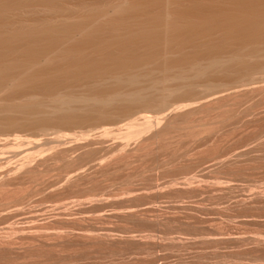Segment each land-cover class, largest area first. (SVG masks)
<instances>
[{
    "label": "bare ground",
    "instance_id": "bare-ground-1",
    "mask_svg": "<svg viewBox=\"0 0 264 264\" xmlns=\"http://www.w3.org/2000/svg\"><path fill=\"white\" fill-rule=\"evenodd\" d=\"M179 94L185 95L183 98H186L187 101L181 99V100L186 101V102H184V103L182 102V103L178 104L179 103V101H178V103L176 102L177 105L174 102L172 104L171 103L172 100H170V98L173 96H176V95L178 96ZM248 95L249 96L251 95L253 97L254 96L256 97L259 95L261 97L259 99V101L261 99H263V101H264V98H263L264 97V0H0V126H1V128L2 127H8L9 128L10 126L11 127H13V126L18 127V126H24L25 125V126L30 127V129H35V130H38V132L40 131V132H43L45 134L46 132H48L47 130H50L51 128H56V126L63 127V125L64 126L67 125L66 128H68V126H74V125H77L80 123L86 124V123H90L93 121H95V123H96V121H99V122L104 121L103 125H105V123L107 125L109 123H111L109 125H112V126L114 125L113 127L112 126H110V127L108 126L107 128L103 127L104 129H102L101 131L99 130L98 132L96 130V132H94L95 134L89 133L90 135H87V132H86L85 135L83 134L84 137L82 136L81 138H78V139H81L80 141H78V139L76 137H75L76 139L73 140V138L68 134L67 135L66 134H63V135H57L56 134L57 136H54V133H53L52 137H50V136L45 137L43 143H41V140L39 141V138L38 139H36V138L26 139L24 137L25 138L24 139L21 136L16 137V135H14V136L13 135L12 136L5 135L2 138L0 137V147L8 146V148H9V146H17V147H19V146H30V148L26 147V149H23V147H21L22 150L21 149L15 150V151L12 150L11 151L12 153L8 151L9 153L12 154L11 157H13V156L18 157V155H19V158L20 157H22V158L19 161L16 159L17 163L14 162L16 165H12V166L8 165L5 169H3V170L0 169L1 170L0 171V200L2 201V199L6 198V196L10 195L12 193L11 191H13V189L16 187V184L20 183L21 180L24 182L27 180L26 178H28L30 181L31 179L34 178L33 176L35 174H37L35 176H39L38 171H40L39 170L40 166L41 167L42 166L45 167L46 165L50 166V164H52V163L54 164L57 160H63V159L67 162V164L70 165L71 163H73L74 161H77V160H75V158H74V161H73L72 158H70V159L67 158V155H65L67 152L74 151V150L77 151L76 149H80L83 147H84L83 149L86 150L85 146H88V148H89L92 145L94 146V144H98V146L99 145L104 146V143L108 141V138L110 137V135H113L115 137V135L119 134V136H120V139H118V140L115 139V141H112L113 143L109 145L110 147L115 146L112 149L119 147V149H118L119 152L117 153V155L115 154L116 156L113 160L112 159H109V160L105 159L106 162H104L105 160L104 161H102L101 159L98 160V158H96L98 156H96V157L94 156L95 158L89 159V162L94 161V160L95 161L98 160V161L97 162L94 161V163H92L91 166H88V167H90V169H89V171L87 169V172L84 171L80 167V165H79V167H77V166L75 167V164H77V163L72 164V165H74L73 166L74 168H72L70 170L65 169L66 172L63 173L64 175L62 174V176H61L62 178H60V180H58V181L56 180L54 183L51 181L52 184H51V182L49 184L52 185V187L58 185L56 188L57 189L56 191H59L58 190L59 188L62 189L65 186L67 187V186L76 184L78 181L79 182H82V180L93 181V178L96 179L99 176L100 177L98 178V180L101 178V176H102V179L104 178V176H105L104 179H106V175H104L105 173L113 171V169H115V167H117L118 165L121 166V164L126 163V161H127V163L129 162V164H130V161H128V159L132 158V156H137L138 158L139 157L144 158L142 153H141L142 155L140 156V152H142L143 150L148 151L149 149L150 150L155 149L156 145H157V148L160 147V145L162 147L164 145L165 146L168 145L167 147L170 148L169 145L172 142L171 141L172 139L169 140L168 137H165V133L168 132V130L171 128L174 130L177 129L176 132L180 131V130L185 131V132L186 131L190 132L187 134L185 133V135H187V137H190L193 134L192 139H194L193 138L194 134L196 136L195 138H197V134H198V137H200L201 143H202L203 139L201 138V136L204 133H207V135H208V133H211V132L216 134L218 131L217 135L218 134L220 135V134H222L221 131L223 132V130H225V127H226V125H223V124H226V123L228 124L230 122L231 124L229 123V125L231 126V125L237 123V121H238L237 117L240 116L241 114H242L241 118L243 117L242 119H244L246 117V114L243 115V110L245 108L247 109V107H249V108L254 109V107L251 106L254 104H251L250 105L251 107L247 106L248 104H246L245 105L246 107H245V106H243L244 104L241 105L242 101L240 103H238L241 99L244 100V96L246 97L245 98L246 101L244 100L246 103L247 99L249 97ZM240 97H241V99H239ZM248 100L250 101V99H248ZM244 101H243V103H244ZM237 103L240 104L239 107H238ZM248 103H250V102H248ZM259 105H261V104H259ZM138 107H140V109H141V107H145V108L147 107L149 110H152L154 114L153 115H150V114L143 115L142 114L140 116L139 115L137 116L136 115L137 113L135 114V112H136V108H138ZM225 108L227 110H224ZM239 108H241V109L244 108V109H242V110L240 109L241 114L239 111L236 114V112H237V110H239ZM234 109L235 110L237 109L235 114L238 116L233 118L231 111L234 112L233 111ZM246 109H245V112L250 111V115H253L251 113V109L249 111ZM144 111H146V110H144ZM152 111H151V114H152ZM262 111H263V109L259 112L261 113ZM137 112H138V109H137ZM259 112H258V114H259ZM253 113H254V111H253ZM129 114L131 115L130 116L131 119L133 118L132 116H134V115H136L137 118H133L132 120L126 121L127 118L130 119ZM196 114L198 116L200 114V116L198 117ZM259 115L257 116V118H259ZM122 117H123V119H125L126 122H124ZM207 117H209V118L211 117L210 120H207V119H209ZM249 117H251V116H249ZM205 118H206V120H205ZM227 118L230 120L233 119V121H228V120L225 121ZM235 118L237 121H234ZM121 119L123 120L122 123H121ZM245 120H247V119H245ZM247 121H249V119ZM233 122H235V123H233ZM244 122L246 123V121H244ZM250 122H252V121H250ZM257 122H258V120H257ZM97 124H98V122H97ZM246 124H244V125H246ZM262 124H263V122H262ZM99 125H100V123H99ZM219 125H220V127H219ZM229 125H227V126L229 127ZM237 125H239V124H237ZM102 126H101V128H102ZM223 126H225V127L222 130L221 128H223ZM236 126H234V127H236ZM105 127H106V125H105ZM218 128H220V129H218ZM236 128H238V127H236ZM99 129H100V127H99ZM261 129H264V128H261ZM214 130H216V131L214 132ZM229 130H227V131H229ZM234 130H235V128H234ZM234 130H233V132H234ZM257 131L258 130H256V132ZM59 132H60V130H59ZM88 132H90V131H88ZM115 132H117V134ZM230 132H232V131H230ZM235 132H237V131H235ZM239 132H241V131H239ZM43 133H42V135H44ZM113 133H115V134H113ZM213 133H211V135ZM46 134L48 135L49 133H46ZM181 134H183V132ZM199 134H202V135L199 136ZM214 134H213V136H214ZM64 135H66V136H64ZM171 135H173V133ZM207 135H206L205 139L211 138V137H209L210 134L208 136ZM217 135H215V137H217ZM248 135H250V134H248ZM166 136H168V133ZM180 136H183V135H179V138H181ZM26 137H28V136H26ZM204 137H205V135H204ZM207 137H209V138H207ZM184 138H186V137H184ZM225 138H226V136H225ZM239 138H241V137H239ZM110 139H111V137H110ZM211 139H215V138L213 137ZM246 139H247V137H246ZM251 139L253 141L254 137H252ZM255 139H254V141L257 140V139L255 140ZM164 140H168V141L166 142ZM189 140L190 139H188V141ZM219 140H222V139H219ZM227 140H225V141H227ZM238 140H241V139H238ZM178 141L173 142V144L179 143ZM186 141H187V139L185 140V142ZM211 141H214V140H210V142ZM257 141H259V140H257ZM190 142H187V143H190ZM194 142H195V140H194ZM218 142H220V141H218ZM195 143H197V141ZM201 143H198V144H200L202 147ZM261 143H260V146H261ZM154 144H155V146H154ZM175 144H174L175 147L172 145V147L170 148L171 154H169V155H172V154L174 155V152H176L180 149V148L177 149V146H180V145L176 144L177 145L176 146ZM191 144H193V143H191ZM225 144H227V143H225ZM241 144H243V142L240 143V145ZM44 145H46L45 149L47 147H50V149H51V148H54V146H55L56 147L55 149H57V150L53 149L54 152L50 151V154H48L49 152L47 150V151H44V152H48L45 154L42 152L45 149H41L40 151L38 150L39 149L38 146H40V147L43 146L42 148H44ZM184 145H186V144H184ZM184 145H183V147H184ZM206 145H207V143H206ZM247 145H249V143ZM256 145H257V143H256ZM57 146H63L64 148L63 147H57ZM69 146H71V147H69ZM130 146H132V147H130ZM152 146H154V147H152ZM214 146H216V145L214 144ZM230 146H231V143H230ZM250 146H252L251 141H250ZM125 147H130V148H127V151L129 150L128 152L125 151L126 150ZM180 147H182V146H180ZM183 147L181 149H184ZM33 148L35 150L37 148L38 151L37 152L36 151L29 152V150L30 149L32 150ZM59 148H62V149L59 150ZM95 148H97V147H95ZM166 148L164 149V150H166L165 152L168 151V149H166ZM261 148L259 147V150ZM83 149H82V151H83ZM204 149H206V148H204ZM251 149H252V147H251ZM257 149L255 148L256 152H257ZM156 150H155V152H156ZM173 150H174V152H173ZM187 150H189V149H187ZM228 150H229V148H228ZM263 150H264V148H263ZM180 151H182V150H180ZM200 151H202V150H200ZM244 151H247V150H244ZM244 151H241V153H243ZM248 151H250V149H248ZM248 151L245 153L249 154ZM252 151H254V150H252ZM138 152H139V154H138ZM92 153H93V151H92ZM94 153H95V151H94ZM153 153H154V151H153ZM168 153H170V152H168ZM187 153H189V152H186V153L184 152L183 154H187ZM210 153L212 154V152H210ZM216 153L218 154L217 151H216ZM216 153H215V155H216ZM221 153H222V151H221ZM221 153H219V155ZM245 153L242 154L243 157H244ZM0 154H1L0 156H2L1 152H0ZM102 154L104 155V153H102ZM105 154H106V152H105ZM110 154H111V152H110ZM177 154L175 153V155H177ZM201 154H199V155H201ZM223 154H225V153H223ZM229 154H231V153H229ZM256 154H258V153H256ZM7 155H8V153H7ZM158 155H160V154L158 153ZM165 155H166V153H165ZM169 155L168 156L166 155L165 157H169ZM226 155H228V154H226ZM258 155H260V154H258ZM9 156H10V154L8 155V157ZM87 156H88V154H87ZM92 156H93V154H92ZM99 156L102 157V155H99ZM112 156H114V155H112ZM162 156H164V155H162ZM177 156H179V155H177ZM220 156H222V155H220ZM245 156H247V155H245ZM4 157L0 158V164H2V162H4L7 159V157H6V159L4 160ZM11 157H9L8 160L12 159ZM212 157L213 156H211V158ZM227 157L230 158L229 159L230 161L233 160V158L231 159L232 156H227ZM250 157H246V158H248L250 161ZM88 158H89V156H88ZM90 158H91V153H90ZM162 158L160 160H162ZM176 158H178V157H176ZM188 158H191V157H188ZM198 158H199V156H198ZM228 158H225V159H228ZM255 158L256 157H254L253 160ZM261 158H262V156H261ZM167 159L168 158H166V160ZM218 159L219 158L217 157V161H219ZM256 159L254 161H256ZM8 160H7V162H8ZM64 160L62 163H65ZM140 160H141V158H140ZM166 160H164V161H166ZM183 160H185V159L183 158ZM220 160L222 161V162L220 161L221 163H223V161L225 162V160L222 158ZM12 161H13V159H12ZM197 161L198 160L196 159V162ZM208 161H209V159H208ZM243 161L245 162V160H243ZM243 161L241 160V162H243ZM89 162L86 161V163H89ZM168 162L171 163V161H168ZM174 162H176V161H174ZM177 162H179V160ZM220 162H218V163H220ZM5 163H3V165ZM8 163H10V161ZM157 163H160V162H157ZM231 163H232V161H231ZM246 163H248V162H246ZM140 164H142V163H140ZM164 164H162V162L160 163L161 166L163 165L166 167L171 165V164L166 165L167 164L166 162H164ZM227 164H228V160H227ZM250 164L252 165L253 163H250ZM72 165H71V167H72ZM86 165H88V164H86ZM38 166H39V168H38ZM81 166H83V165H81ZM128 166H130V165H128ZM46 167H45V169H46ZM122 167L120 169H122ZM131 167H132V165H131ZM158 167H159V165H158ZM222 167L223 166H221V168ZM64 168H65V165H64ZM141 168H143V167L141 166ZM176 168H175V170H176ZM181 168H184V167H181ZM190 168H194V167H190ZM262 168H263V166L260 167V169H262ZM40 169H42V168H40ZM43 169H42V171H45V169L44 170ZM84 169H86V168H84ZM149 169H151V168H149ZM156 169H157V167H156ZM215 169H216V167H215ZM140 170H142V171H140ZM140 170H139V172H143L144 169H140ZM165 170H163V171H165ZM42 171H40V173H42ZM115 171L112 174H114ZM122 171H125V170H122ZM157 171H159V170H157ZM216 171H217V169H216ZM50 172H53V171H50ZM136 172H138V171H136ZM45 173H47V171ZM147 173H148V171H147ZM213 173H215V172H213ZM49 174H51V173H49ZM133 174H135V173L133 172ZM138 174H140V173H138ZM150 174H149V176H150ZM247 174H248V172H247ZM129 175H130V173H129ZM131 175H132V173H131ZM237 175H238V173H237ZM132 176L134 178V175H132ZM132 176H131V178H132ZM218 176H220V175H218ZM111 177H112V175H111ZM44 178H46V177H44ZM52 178H54V177H52ZM189 178H188V180L190 181ZM192 178H191V180H193ZM35 179H36V182H38L37 179L39 180V178L36 177ZM126 179H128V178L126 177ZM48 180L50 181V178ZM52 180H54V179H52ZM98 180H94V182L96 181V183H97ZM33 181L36 184L35 180H33ZM113 181H115V180H113ZM199 181H201V180H199ZM27 182H28V180H27ZM98 182H100V181H98ZM125 182H127V180ZM184 182L187 183L186 181H184ZM14 183H16V184H14ZM29 183L32 184V180ZM45 183H43L42 186ZM104 183H105V181H104ZM190 183H191V181L189 182V184L188 183L187 184L190 185ZM133 184L134 183H132V185ZM11 185L14 188L10 189L9 187ZM46 185H47V183H46ZM89 185H90V182H89ZM134 185H136V184H134ZM172 185H173V183H172ZM191 185L189 186V188L192 187ZM227 185H228V183H227ZM18 186H21V185H18ZM18 186L16 187L17 189H18ZM26 186H28V185H26ZM195 186H197V185L194 184V187ZM199 186H197V188H199ZM230 186L231 185L229 184V186H223V187L227 188V192H228L229 191L228 189H230ZM232 186H234V185H232ZM259 186H261V185H259ZM36 187L37 186H34L35 190H36ZM45 187H46V189L49 188L47 186H45ZM82 187H84V186L82 185ZM85 187L87 188L86 185H85ZM85 187L83 188V190L85 189ZM178 187L179 186H177V188ZM223 187H220V188L222 189ZM241 187H242V185H241ZM105 188H107V187H105ZM108 188L110 189L111 187H108ZM19 189H20V187H19ZM31 189H32V187H31ZM37 189H39V188H37ZM41 189H43V187ZM69 189H71V187ZM75 189H76V187H75ZM92 189H94V187ZM126 189H128V188H126ZM193 189H191V190L193 191ZM77 190H78V187H77ZM77 190H76V192H77ZM129 190H127V192L132 193L131 192L132 190L131 191H129ZM137 190H141V189H137ZM137 190H135V191L137 192ZM142 190H144V189H142ZM224 190L226 191V189H224ZM224 190L222 189L221 191L223 192ZM239 190H240V188H239ZM14 191H17V190H14ZM20 191L22 192V190H20ZM25 191H26V189H25ZM32 191H34V190H32ZM47 191H45V192L47 193ZM72 191H70V192H72ZM91 191L92 190H90V192ZM162 191H161V193H162ZM184 191H186V190L184 189ZM194 191L197 193L198 190L194 189ZM201 191H203V190L201 189ZM230 191H231V189H230ZM40 192H42V191L40 190ZM73 192H75V191H73ZM90 192H89V194H90ZM109 192H111V191H109ZM29 193L30 192H28L27 194H29ZM52 193H54V192H52ZM83 193H82V195L84 198V196L88 193H86L85 195ZM129 193H127L126 195L128 196ZM191 193H193V192H191ZM208 193H210V192H208ZM256 193H257V191H256ZM35 194H37V193L35 192ZM77 194H79V193H77ZM154 194H157V193H154ZM165 194H167V193H165ZM185 194H186V192H185ZM250 194L253 195L251 192H250ZM257 194L258 195H256V194L253 195L254 198H253V196L251 197L252 200L249 197L251 202H253V200H254V203H252L254 207H255V205H254L255 202L259 201V203H262V200H264V197L262 196L264 194H261V193H257ZM88 195H86L85 197H88ZM92 195L96 196V195H94V193ZM100 195H102V194L100 193ZM121 195H124V192H123V194L121 193ZM229 195H230V193H229ZM229 195L227 194V196L231 198V196H229ZM18 196H16V197H18ZM31 196H32V193H31ZM90 196H91V194H90ZM93 196H91V197H93ZM134 196H132V197H134ZM141 196L143 197L145 195H141ZM159 196H158V198H159ZM181 196H183V195H181ZM195 196L196 195H194V198H195ZM234 196H235V194H234ZM245 196H243V198ZM11 197L15 198L14 195ZM20 197L22 198V196H20ZM123 197L125 198V196H123ZM129 197H130V195H129ZM147 197H149V196H147ZM224 197H226V196H224ZM102 198H103V196H102ZM136 198H138V196ZM151 198H153V197H151ZM6 199H8V198H6ZM86 199L88 200V198H86ZM154 199H156V198H154ZM209 199H211V198H209ZM232 199H235V198H232ZM237 199L238 198H236V202L234 203V205L238 204L239 206L240 205L246 206V204L248 205V203L250 202V201L249 202L247 201L248 198L246 199V197H245V200L244 199H238L237 200ZM110 200H113V199H110ZM128 200H130V199H128ZM150 200H149V203H150ZM93 201L95 202V200H93ZM211 201H212V199H211ZM213 201H212V203H213ZM14 202H12V204ZM102 202H104V200ZM126 202H128V201H126ZM73 203H74V201H73ZM9 204H11V203H9ZM9 204H7V205H9ZM88 204L91 205V203H89V202H88ZM125 204H127V203H125ZM139 204H141V202ZM252 204H250V205L252 206ZM42 205H43V203H42ZM68 205H71V204H68ZM90 205H89V207H91ZM92 205H93V203H92ZM147 205L145 204V208H143V207L140 208V209H142L141 211L138 208L139 212L137 210L135 211L136 208L134 210L131 209L129 211H126V210H128V208L127 209L123 208V209H126V210H124V212H123V209L122 210L120 209V212H122V213H120V215L124 216V217H130V218L137 216L138 214L142 215L140 213H142V212L146 213V211L151 210L150 208L146 207ZM151 205H152V203H151ZM180 205H182V204H180ZM226 205H228V204H226ZM234 205H231V206H234ZM106 206H108V205H106ZM257 206H259L258 203H257ZM261 206H259L260 209H262ZM0 207H3V206L0 205ZM12 207L11 208L9 207V209H11L10 211L7 210V211H5V213H3L7 217H10V218H8V221L12 217L13 218L16 216L21 217V215L24 213L23 212L24 209L22 207H21V209L23 211H21V209H19V208L12 209ZM113 207H115V206H113ZM195 207L190 208L191 210H189V213H190V211H192V209H196ZM50 208H52V207H49V210H50ZM69 208H71V207H69ZM164 208H166V207H164ZM176 208L175 209L172 208V209L176 210ZM3 209H4V207H3ZM47 209H48V207H47ZM47 209H46V212H47ZM93 209L97 210L98 206H97V208L94 207ZM198 209H196V210H198ZM250 209H251V207H250ZM85 210H83V211H85ZM109 210H111V209H109ZM207 210H209V208ZM252 210L254 211V209H252ZM252 210H250V211H252ZM201 211H202V209H201ZM236 211H238V210H236ZM260 211H262V210H260ZM1 212L2 211H0V213ZM86 212H87V210H86ZM118 212H116L117 215H119ZM262 212H264V211H262ZM28 213L33 214L30 212H28ZM37 213H35V214H37ZM73 213H74V211H73ZM145 213L143 215H145ZM182 213H184V211ZM237 213H239V212H237ZM242 213L245 216V213L244 212H242ZM242 213H241V215H242ZM29 214H27V215H29ZM148 214H150V213H148ZM148 214H147V216H148ZM172 214H174V213H172ZM192 214H197V213L195 211V213H192ZM251 214H252V212H251ZM4 215H2V213H1L2 217ZM48 215H49V213H48ZM113 215H115V214H113ZM158 215H160V214H158ZM237 215H239V214H237ZM92 216H91V218H92ZM106 216H108V215H106ZM177 216H178V214H177ZM181 216H182V214H181ZM202 216H203V214H202ZM29 217L31 218L30 215H29ZM29 217H26L27 220L29 219ZM35 217H36V215H35ZM94 217H95V215H94ZM113 217H115V216H112V218ZM193 217H196V216H193ZM34 218H32V220ZM68 218L71 219V217H68ZM136 218H135V220H136ZM258 218L260 219L262 217H258ZM35 219H34V221H36ZM44 219H46V218H44ZM98 219H101V218L98 217ZM144 219L142 220V222L144 221ZM2 220H4V218ZM5 220H7V219H5ZM20 220H19V222H20ZM57 220H56V222H57ZM81 220H83V219H81ZM93 220H91V221H93ZM111 220H113V219H111ZM131 220L133 221V218ZM147 220H146V222H147ZM168 221H165V223L166 222L168 223ZM196 221L198 222V220H196ZM100 222H101V220H100ZM128 222H129V219H128ZM137 222H138V220H137ZM151 222H154V221H151ZM210 222H212V221H210ZM254 222L256 224H258L257 223L258 221L257 222L254 221ZM39 223H41V222H39ZM83 223H84V221H83ZM154 223H156V222H154ZM165 223H163L162 226ZM194 223H195V221H194ZM41 224L40 225L32 224V225H34L32 231L35 233H33L30 230L31 229L30 228L29 229V231H31L30 233H26V231H28V230H26L25 232L22 233L23 236L22 235L18 236V238L20 240L25 239L24 241L29 242V243H26L28 246L25 245V247L23 245H21L22 247L19 246V244H21V243H18V241H16L17 239L16 240H15V238H14V240L10 239V238H12L10 236V234L8 235V237L6 236L8 231L4 232V231H1V230H3V229H1L0 234L5 233L3 235H5L6 237H4L3 235L0 236V256H1V253H3V252H4V254H2V255H5L6 253L8 255H11V254L14 255V254H19V253H25L26 251H27L26 253H28V251L33 252V249H35V251H37L36 249H38V250L40 249L42 251L45 247H50V248L54 247L55 248V247H58L62 244H63L62 245V247H63L65 245L64 243H66V245L71 244L70 246H72V243L71 242L69 243L68 241H70L69 240L70 238L72 240L73 236H77V238L80 237L81 238V244H83L82 240L84 241V243L85 242L99 243V244L103 243V244H107L108 246L111 245L113 247V249H114V246L116 247V246L120 245L121 243H127L126 246H129V247H130L129 243H132V244L135 243V244H133L134 246H136V244H138V246L143 245L144 247H141V249L143 248V250H145L144 248L147 245V242L143 240L144 238L143 239L142 238L137 239L136 238L137 236L136 237L134 236L135 231L133 233L134 235H132L130 233L131 235L128 234L126 236L125 235L124 236L118 235L119 233L114 235V233H111V232L109 233V232H106L105 230H104L105 233L104 232L103 233H101V232L97 233L99 231L96 230L97 232L93 233V234H92L93 231L89 234H87V233L81 234V232H80L81 229L79 230V232H80L79 234H76L75 231L74 232L71 231L72 234H69L70 232L66 234L65 232H68V231H65L64 229H63L64 234H63V231L61 232L62 233L61 234L60 231L58 232L56 230L55 231L57 233L54 232L52 234L48 231L47 232L49 234L45 233L46 231L44 233H42V231L39 230L40 231V234H39V233H37V231H38L37 229H36L37 231H35V228H36L35 226H37V228L39 227V229L40 228L42 229V227H44V226L42 225V227H40ZM91 224H93V223H91ZM121 224H123V223H121ZM185 224H183V225L185 226ZM252 224H254V223H252ZM13 225L15 226L16 224H13ZM160 225H158L157 227H160ZM17 226H18V224H17ZM17 226L14 227L15 230L18 228ZM19 226H20V224H19ZM130 226H128V227H130ZM221 226H223V225H221ZM25 227H28V226H25ZM133 227H135V226H133ZM152 227H154V225ZM152 227H151V229H152ZM236 227H238L237 224H236ZM0 228H1V226H0ZM20 228H22V227H20ZM65 228H66V226H65ZM143 228H145V227H143ZM163 228L165 229L166 227H163ZM201 228H202V230H200L201 232L203 231V229L205 230V228H203V227H201ZM6 229H8V228H6ZM6 229L4 228V230H6ZM185 229H187V227ZM59 230H60V228H59ZM86 230H88V229H86ZM92 230H93V228H92ZM153 230H155V228ZM166 230H168V229H166ZM188 230H189V228H188ZM159 231H161V230H159ZM179 231H181V230H179ZM225 231H226V229H225ZM225 231H223V232H225ZM127 232L128 231H126V233ZM131 232H133V231H131ZM162 232H164V231H162ZM12 233H14V232H12ZM73 233H75V234H73ZM123 233L126 234L125 232H123ZM198 233H200V232H197V234ZM206 233H207V231H206ZM210 234H212V233H209V235ZM191 235L192 234H190V236ZM195 235H196V232H195ZM2 236H3V238H1ZM14 236L16 237V235H14ZM21 236L24 238H22ZM146 236H148V235H146ZM146 236H144V237H146ZM149 236H150V234H149ZM152 236H154V235H152ZM200 236H202V235H200ZM212 236L215 237L214 234H212ZM255 236L252 235L250 237V236H246V235L242 236L239 234V235L232 236L229 238H227L225 236L226 238H221V237L217 238L216 237L214 239H218L217 240L218 243L220 241L229 240V241H234L235 244L240 243V244L246 245V243H248V244L250 243V244H253L252 245L253 247L256 246V248H258V247L263 248L264 247V236L263 237H260L262 235H257L259 237H255ZM155 237H156V235H155ZM167 237H168V235H167ZM169 238L172 239V237H168L167 239H169ZM205 238H207V236ZM205 238L203 240L199 239V243H200V240H201V242L206 240ZM210 238H207V240L212 241L213 238L212 239H210ZM163 239H162V241L164 243L165 239L164 240ZM167 239H166V241L168 242ZM179 239H178V242L176 241L177 239H175V238L173 240L176 241L177 243H179ZM190 239H192V238H190ZM190 239L189 240L186 239V240L190 241ZM74 240H75V238H74ZM78 240H80V239H78ZM147 240H149V238H147ZM195 240H196V237H195ZM24 241H22V242H24ZM149 241H150V244L152 242L155 243L154 242L155 239H154V241H152L151 239ZM157 241H159V240H157ZM174 241L169 239L170 243L172 242L175 244ZM183 241H185V240H181L179 244H181ZM187 241H185V242L187 243ZM72 242H73V240H72ZM159 242L161 243V241H159ZM185 242H183L181 245H184ZM172 243H171V245H172ZM85 244H84V246H85ZM99 244H97L98 249L100 247V246H98ZM206 244L208 245L209 243L207 242ZM235 244H233V245H235ZM89 245H91V244H89ZM107 245H106V248H107ZM155 245L156 244H154V246ZM161 245H158V247H160ZM202 245L204 246V243ZM164 246H166V244H164L161 247L165 248ZM167 246H169V245H167ZM236 246H237V244H236ZM67 247L69 248V246H67ZM102 247H103V250H105V251H109V250L111 251V249L106 250V249H104V246H102ZM102 247H101V249H102ZM148 247H150V245ZM177 247L180 250L181 246H177ZM208 247H210V246H208ZM220 247H221V245H220ZM247 247H249V246H247ZM247 247H245V248H247ZM58 248L60 250V247H58ZM94 248H96V246ZM108 248H110V246ZM172 248H173V246H172ZM182 248H183V246H182ZM262 248H258V249H262ZM48 249H47V252H48ZM61 249L65 250L66 248H61ZM101 249L99 251H101ZM132 249H133V247H132ZM135 249H134V251H135ZM167 249L169 250V248H167ZM193 249H194V246H193ZM258 249H256V251H259ZM96 250H97V248H96ZM128 250H130V249H127V251ZM143 250L141 253H145V252H143ZM168 250H166V251H168ZM239 250H242V249H239ZM244 250H246V249H244ZM71 251H73V250H71ZM79 251H81V250H79ZM116 251H115V253H117ZM146 251H147L146 253L150 252L148 250H146ZM154 251L156 252V250H154ZM251 251L253 252V250H251ZM49 252H50V250H49ZM248 252L251 253L250 251H248ZM254 252H255V249H254ZM58 253H60V252H58ZM58 253H57V255H60V254H62V251L60 254H58ZM74 253H75V251H74ZM99 253H102V252H99ZM106 253H108V252H106ZM111 253H112V251H111ZM128 253H129V251H128ZM249 253H246L247 256ZM260 253H262L261 255H263L264 254L263 250ZM38 254H40V252ZM63 254H64V252H63ZM251 254H253V253H251ZM33 255H30L29 257H31ZM152 255H154V254H152ZM202 255H203V253H202ZM202 255H201V257H202ZM234 255H235V257H237L238 254L237 255L234 254ZM255 255H257V253ZM255 255H254V258L256 257ZM261 255H259V256H261ZM14 256H16V255H14ZM38 256L39 255H37V257ZM103 256H105V252H104ZM107 256H108V254H107ZM110 256H112L111 258H113V255H110ZM250 256L253 257L252 255H250ZM250 256H248V257H250ZM23 257H26V256H23ZM23 257L21 259H23ZM55 257H56V254H55ZM126 257H129V256H126ZM152 257L153 256H151V258ZM240 257H242V256H240ZM1 258L2 257H0V259ZM9 258H10V256H9ZM12 258H14V257H12ZM17 258H18V256H17ZM32 258H34V257H32ZM58 258H56V259H58ZM61 258H63V256H61ZM115 258H116V256H115ZM148 258L150 259V257H148ZM75 259H77V258H75ZM141 259H143V258H141ZM49 260H51V259H49ZM69 260H71V259H69ZM102 260H103V258H102ZM195 260H197V259H195ZM221 260H222V257H221ZM12 262L15 263V261H12ZM105 262H107V261H105ZM43 263H44V260H43ZM57 263H58V260H57ZM61 263H63V261ZM71 263H69V264H71ZM112 263H114V262H112ZM124 263L125 262H123L122 264H124ZM128 263H130V262H128ZM54 264H56V263L54 262ZM104 264H106V263H104ZM153 264H155V263H153Z\"/></svg>",
    "mask_w": 264,
    "mask_h": 264
},
{
    "label": "rangeland",
    "instance_id": "rangeland-1",
    "mask_svg": "<svg viewBox=\"0 0 264 264\" xmlns=\"http://www.w3.org/2000/svg\"><path fill=\"white\" fill-rule=\"evenodd\" d=\"M181 95V96H180ZM185 95H182V94H179L178 96L176 95V96H173V97H171L170 98V100H172V104H173V102L177 105V103H178V101H179V103L178 104H180V103H184V102H186L187 100H186V98H183ZM249 96V95H248ZM247 96V97H248ZM259 96V95H258ZM258 96H249L248 97V99H250V101L247 99V102L245 103V96H244V100H242L241 99V97L239 98V99H241L238 103H240L241 101H242V104L241 105H243V106H245L246 104H248L247 106H250L251 104H254V105H251V106H253L254 107V109L253 108H249V107H247V109L246 110H250L251 109V113L253 114V115H250V111L249 112H245V109L244 108H242V109H244L243 110V115H245L246 114V117L244 118V119H242L241 118V116H242V114H241V108H239V110H237V112H236V110L234 109L233 111L234 112H232L231 111V114H232V116H233V118L234 117H237L238 115H236L237 113H238V111L240 112V116H238L237 117V120L239 121H237L236 120V118H235V120L234 121H237V123H235V122H233V123H235V124H233V125H229V123L227 124H223V125H226V127L225 126H223V128H221L222 130L224 129V127H225V130H223V132L221 131V133L222 134H218L217 135V133H218V131H217V133L216 134H214L213 132H211V133H213L214 134V136H213V134L211 135V133H208V135L210 134V136L209 137H211V138H215V139H211V138H209V137H207V138H209V139H205L206 138V135H207V133H204L203 135L202 134H199V136H201V138L203 139L202 140V143H201V139H200V137H198V134H197V138H195L196 136H195V134H194V139H192V135L190 136V137H187V135H185V133L187 134V133H190V132H188V131H177L176 132V130L177 129H169L168 130V132H166L165 133V137H168L169 138V140L170 139H172L171 141V143H170V148L172 147V145L174 146V144H173V142H177L178 140V142L179 143H176V144H179L180 146H182L183 147V145L184 144H186V145H184V149H181L182 147H180V146H177L176 144V146H177V149L178 148H180L178 151H176V152H174V150H173V152H174V155H175V153L177 154L180 150H182V151H180L177 155H179V156H177V155H169V154H171V149L170 148H168L167 146H161L160 145V147H158L157 148V145H156V147H155V149H152L151 147V149L152 150H148V151H142V152H140V156L143 154V156H144V158L143 157H137V156H132V158H129L128 159V161H130V164H129V162L127 163V161H126V163H124V164H121V166L120 165H118L117 167H115V169H113V171H111V172H108V173H105L104 175H106V179H104L105 178V176H104V178L102 179V176H101V178L98 180V178L100 177H98V178H96V179H94L93 178V181H91V180H86V181H84V180H82V182H77L76 184H73V185H70V186H65V187H63L62 189L61 188H59L58 190L59 191H56L57 189V186L58 185H56V186H54V187H52V185H50L49 183L52 181L53 183L57 180H60V178H62L61 176H62V174L63 173H65L66 172V170H70V169H72V168H74L73 166L74 165H72V164H75V163H77V164H75V167L77 166V167H79V165H80V167L84 170V171H86L87 172V169H88V171H89V169H90V167H88V166H91V164L92 163H94V161H90L89 162V159H92V158H95L96 156H98V157H96V158H98V160H102V161H104L105 159H107V160H109V159H114L115 158V156L117 155V153L119 152L118 151V149H119V147L118 148H115V149H112V148H114L113 146H109L110 144H112L113 142L112 141H115V139H120V136H119V134L118 135H115V137L113 136V135H110V137H111V139H110V137L108 138V141L107 142H105L104 143V146H98V144H94V146L92 145V146H90L89 148H88V146H85V148H86V150H84L83 148H80V149H76L77 151H69V152H67L65 155H67V158H72V160L74 161V158H75V160H77V161H74L73 163H71L70 165L69 164H67V162L64 160V162L65 163H62L63 162V160H57L54 164L56 165H54L53 163V165L52 164H50V166L48 167L47 165V167H46V169H45V167H41L40 166V168H44L45 169V171H42V169H40L39 168V166H38V168H39V170L40 171H42V173H40V171H38V175L39 176H35V175H37V174H35L33 177V179H31L32 180V184L34 185V186H37L36 187V190H35V188H34V186L31 184V183H29V182H31V180L29 181V179L28 178H26L27 180H28V182H27V180L26 181H20V183H18V184H16V183H14V184H16V187L18 186V185H21V186H18V189H19V187H20V189L18 190L16 187L14 188V187H12V185L9 187L10 189L11 188H14L13 189V191H11L12 193L10 194L11 196H15V198L14 197H11L10 195H8V196H6V198H8V199H6V198H4V199H2V201L0 200V205L1 206H3L4 207V209H3V207H0L1 209H0V211H2L1 213H2V215H4L3 213H5V211H7V210H11V209H9V207L11 208L12 206V209H14V208H19V209H21V207L24 209V211L21 209V211H23L22 213V215H21V217L20 216H16V217H12L11 219H9V221H8V218H10V217H7L6 215H4L3 217L1 216V213H0V226H1V228H0V230L1 229H3V230H1V231H4V232H6V231H8V233H7V237H8V235L10 234V236L12 237V238H10V239H13L14 240V238H15V240L16 241H18V243H21V244H19V246H21V245H23L24 247H25V245H27L26 243H29L28 241H24L25 239H19L18 238V236H20V235H22V233L23 232H25L26 230H28V231H26V233H30L31 231H32V229H33V227H34V225H40L41 223V226L40 227H42V225L45 227H42V229L40 228L39 229V227L37 228V226H35L36 228H35V231H42V233H44L45 231V233H48V232H50L51 234L52 233H54V232H56V231H60V233L63 231V234H64V230L65 231H68V232H65L66 234L67 233H69V234H72L71 233V231L72 232H74L75 231V233L76 234H79L80 232H81V234H84V233H87V234H89V233H91L92 231V234L93 233H96L97 231H99V232H97V233H105V231L106 232H111V233H114V235H116V234H118V235H121V236H126V235H134L137 239L138 238H144L143 240L144 241H146L147 242V245H146V247L144 248L145 250H143V248L141 249V247H144L143 245H140V246H138V244H136V246H134L133 244H135V243H129V245H130V247L129 246H126L127 245V243H121L120 245H118V246H114V249H113V247L111 246V245H109L110 246V248H108L109 246L107 245V244H103V243H101V244H99V243H90V242H85L84 243V241L82 240V243L83 244H81V238L80 237H78L77 238V236H73L72 238V240H73V242H72V240H71V238L69 239L70 241H68L69 243L71 242L72 243V246H70L71 244H69L68 242V244L69 245H66V243H64L65 245L62 247V245H60V246H58V247H60V250H59V248L58 247H52V248H50V247H45L42 251L39 249H36L37 251H35V249H33V252L31 251H28V253H19V254H14V255H16V256H14L13 254H11V255H8L7 253L5 254V255H2V254H4V252L3 253H1V256L0 257H2L1 259H0V264H54V262L56 263V264H69V263H71V264H104V263H106V264H122L123 262H125L124 264H153V263H155V264H264V254L263 255H261L262 253H260V252H262V250H263V253H264V247L262 248V247H258V248H262V249H258V248H256V246H252L253 244H248V243H246V245L245 244H238V243H236L237 244V246H236V244H235V242L234 241H229V240H226V241H220L219 243H218V239H214V238H218V237H221V238H229V237H232V236H236V235H242V236H252V235H256L255 237H259V236H257V235H262V236H260V237H263L264 236V212H262V211H264V200H262V203H259V201H257V202H255V207L253 206V204L252 203H254V200H253V202H251V200H252V196L253 195H258L257 193H261V194H264V150H263V148H264V129H261V128H264V101H263V99H261L260 101H259V99L261 98L260 96L258 97ZM182 97V98H181ZM253 97V98H252ZM264 98V97H263ZM181 99H183V100H186V101H183V100H181ZM254 99V100H253ZM258 99V100H257ZM237 100V99H236ZM243 101H244V103H243ZM252 101V102H251ZM259 101V102H258ZM263 101V102H262ZM177 102V103H176ZM248 102H250V103H248ZM256 104H255V103ZM237 103V105H238V107H239V105L240 104H238ZM263 103V104H262ZM259 104H261V105H259ZM236 105V106H237ZM256 105V106H255ZM250 106V107H251ZM263 108H262V107ZM259 107V108H258ZM145 107H141V109H140V107H138V108H136V112H135V114L138 116H140V115H148V114H150V115H153L154 113H153V111L152 110H149L147 107V109L145 108ZM233 108V107H232ZM235 108V107H234ZM249 108V109H248ZM258 108V109H257ZM137 109H138V112H137ZM241 109V110H240ZM263 109V111L260 113L259 111H261ZM144 110H146V111H144ZM224 110H227L226 108L224 109ZM151 111H152V114H151ZM253 111H254V113H253ZM257 113H256V112ZM133 112V113H134ZM235 112H236V114H235ZM245 112V113H244ZM258 112H259V114H258ZM201 114V113H200ZM200 114H199V116H200ZM257 114V115H256ZM263 114V115H262ZM136 115H134V116H132L133 118H137V116ZM197 115V114H196ZM202 115V114H201ZM259 115V118H257V116ZM131 115L129 114V117H130ZM198 116V115H197ZM198 116V117H199ZM249 116H251V117H249ZM128 117V116H127ZM126 118V117H125ZM132 118V119H133ZM207 118H209V117H207ZM211 118V117H210ZM210 118L209 119H207V120H210ZM254 118V119H253ZM257 118V119H256ZM122 119H123V117H122ZM121 119V123H122V121L124 120V122H126L127 120L129 121V120H132L131 119V117H130V119L129 118H127L126 119V121H125V119H123L122 120ZM245 119H249V121H247V120H245ZM256 119V120H255ZM205 120H206V118H205ZM233 121V119H226L225 121ZM246 121V123L248 124H246L244 121ZM255 120V121H254ZM257 120H258V122H257ZM224 121V122H225ZM250 121H252V122H250ZM97 122H98V124H97ZM244 122V123H243ZM262 122H263V124H262ZM99 123H100V125H99ZM108 123V122H107ZM120 123V122H119ZM252 123V124H251ZM104 124V121L102 122H99V121H96V123H95V121H93V122H90V123H86V124H77V125H74V126H68V128H66L67 127V125H63V127H61V126H56V128H51L50 130H47L48 132H46V133H49L48 135L46 134H44L43 132H38V130H35V129H30V127H28V126H18V127H15V126H13V127H2L1 128V126H0V137L2 138V137H4L5 135H10V136H14V135H16V137L17 136H21L22 138H26V139H32V138H36V139H38L39 138V141L41 140V143H43V141H44V138L45 137H52L53 136V133H54V136H57V135H63V134H68V135H70L72 138H73V140L74 139H78V138H81L82 136L84 137V135L86 134V132H87V135H90V134H93L94 132H96V130H97V132L100 130H102V129H104V128H107L108 126L110 127V126H112V125H109V124H111V123H109L108 125L105 123V125H106V127H105V125H102ZM231 124V123H230ZM237 124H239V125H237ZM244 124H246V125H244ZM227 125H229V127L227 126ZM237 125V126H236ZM241 125V126H240ZM101 126H102V128H101ZM114 126V125H113ZM112 126V127H113ZM234 126H236V127H238V128H236V127H234ZM240 126V127H239ZM261 126V127H260ZM55 127V126H54ZM60 127V128H59ZM72 127V128H71ZM99 127H100V129H99ZM104 127V128H103ZM219 127H220V125H219ZM244 127V128H243ZM248 127V128H247ZM234 128H235V130H234ZM247 128V129H246ZM218 129H220V128H218ZM230 129V130H229ZM234 130V132H233V130ZM59 130H60V132L62 133H60L59 132ZM227 130H229V131H227ZM254 130V131H253ZM256 130H258L257 132H256ZM85 131V132H84ZM88 131H90V132H88ZM93 131V132H92ZM172 131V132H171ZM216 130H214V132H215ZM226 131V132H225ZM230 131H232V132H230ZM235 131H237V132H235ZM239 131H241V132H239ZM175 132V133H174ZM183 132V134H181ZM229 132V133H228ZM253 132V133H252ZM262 132V133H261ZM42 133L44 134V135H42ZM90 133V134H89ZM116 134H117V132H115ZM115 133H113V134H115ZM167 133H168V136H166L167 135ZM173 133V135H171ZM178 133V134H177ZM252 133V134H251ZM258 133V134H257ZM260 133V134H259ZM57 134V135H56ZM79 134V135H78ZM84 134V135H83ZM95 134V133H94ZM175 134V135H174ZM226 134V135H225ZM248 134H250V135H248ZM66 135H64V136H66ZM86 135V136H87ZM170 135V136H169ZM179 135H183V136H180L181 138H179ZM189 135V134H188ZM204 135H205V137H204ZM207 135V136H208ZM215 135H217V137H215ZM247 135V136H246ZM259 135V136H258ZM26 136H28V137H26ZM32 136V137H31ZM74 136V137H73ZM85 136V137H86ZM172 136V137H171ZM175 136V137H174ZM225 136H226V138H225ZM250 136V137H249ZM254 137V139L256 138L257 140H259V141H257L256 139V141H254V139H253V141H252V137ZM256 136V137H255ZM263 136V137H262ZM20 137V138H21ZM70 137V138H71ZM76 137V138H75ZM118 137V138H117ZM178 137V138H177ZM184 137H186V138H184ZM224 139H223V138ZM230 137V138H229ZM238 137V138H237ZM239 137H241V138H239ZM246 137H247V139H246ZM259 137V138H258ZM261 137V138H260ZM24 138V139H25ZM41 138V139H40ZM114 138V139H113ZM167 138V139H168ZM183 138V139H182ZM222 139V140H219V139ZM176 139V140H175ZM187 139V141L185 142V140ZM188 139H190L189 141H188ZM205 139V140H204ZM228 139V140H227ZM238 139H241V140H238ZM81 139H78V141H80ZM174 140V141H173ZM192 140V141H191ZM194 140H195V142L197 141V143H195L194 142ZM210 140H214V141H211L210 142ZM217 140V141H216ZM225 140H227V141H225ZM230 140V141H229ZM244 140V141H243ZM164 141H168V140H164ZM182 141V142H181ZM191 141V142H190ZM200 141V142H199ZM204 141V142H203ZM206 141V142H205ZM218 141H220V142H218ZM225 141V142H224ZM250 141H251V144H252V146H250ZM165 142V143H166ZM187 142H190V143H187ZM216 142V143H215ZM229 142V143H228ZM236 142V143H235ZM243 142V144H241L240 145V143H242ZM245 142V143H244ZM262 142V143H261ZM72 143V142H71ZM164 143V142H163ZM169 143V142H168ZM182 143V144H181ZM184 143V144H183ZM191 143H193V144H191ZM198 143H201L202 144V147H201V145L200 144H198ZM206 143H207V145H206ZM225 143H227V144H225ZM230 143H231V146H230ZM249 143V145H247ZM256 143H257V145H256ZM260 143H261V146H260ZM160 144V143H159ZM162 144V143H161ZM167 144V143H166ZM189 144V145H188ZM196 144V145H195ZM198 144V145H197ZM214 144L216 145V146H214ZM259 144V145H258ZM219 145V146H218ZM221 145V146H220ZM228 145V146H227ZM240 145V146H239ZM154 146H155V144H154ZM154 146H152V147H154ZM159 146V145H158ZM192 148H191V147ZM194 146V147H193ZM205 146V147H204ZM243 146V147H242ZM245 146V147H244ZM254 146V147H253ZM261 148L260 150H259V147ZM6 147V148H5ZM17 146H9V148H8V146H2V147H0V152L2 153V156H0V158L2 157H4V160L6 159V157H7V159L4 161V162H2V164H0V169L1 170H3V169H5L8 165L10 166H12V165H16L14 162H16L17 163V160L19 161L22 157H20L19 158V155H18V157L16 156V157H11L12 156V150L13 151H15V150H19V149H21V147H23V149H26V147H28V148H30V146H19V147H17ZM39 147V151L41 150V149H45V147H46V145H44V148H42L43 146H38ZM37 147V148H38ZM57 147H63V146H57ZM68 147V146H67ZM69 147H71V146H69ZM93 147V148H92ZM95 147H97V148H95ZM102 147V148H101ZM109 147V148H108ZM130 147H132V146H130ZM130 147H125V151H127V148H130ZM167 147V148H166ZM175 147V146H174ZM249 147V148H248ZM251 147H252V149H251ZM12 148V149H11ZM37 148H36V150L34 149H30L29 150V152H34V151H38L37 150ZM48 148V149H47ZM45 150H43L42 152L43 153H48V154H50V151L52 152H54V150L53 149H55L56 147L54 146V148H51L50 149V147H47ZM64 148V147H63ZM66 148V147H65ZM104 148V149H103ZM162 148V149H161ZM168 149V151L167 152H165L166 150H164V149ZM191 148V149H190ZM201 148V149H200ZM204 148H206V149H204ZM211 148V149H210ZM216 150H215V149ZM228 148H229V150H228ZM246 148V149H245ZM255 148L257 149V152H256V150H255ZM7 149V150H6ZM50 149V150H49ZM60 149H62V148H59V150ZM82 149H83V151H82ZM89 149V150H88ZM106 152V154H105V152L103 151V150ZM109 149V150H108ZM112 149V150H111ZM132 149V148H131ZM157 149V150H156ZM162 151H161V150ZM174 149V148H173ZM187 149H189V150H186ZM208 149V150H207ZM242 149V150H241ZM248 149H250V151H248ZM22 150V149H21ZM48 150V152H44V151H47ZM55 150H57V149H55ZM93 151V153H92V151ZM117 150V151H116ZM155 150H156V152H155ZM160 150V151H159ZM170 150V151H169ZM184 150V151H183ZM200 150H202V151H200ZM207 150V151H206ZM244 150H247L248 151V153L249 154H247V153H245V152H247V151H244ZM252 150H254V151H252ZM259 150V151H258ZM263 150V151H262ZM11 152V153H9V152ZM87 151V152H86ZM94 151H95V153H94ZM98 153H97V152ZM100 151V152H99ZM103 151V152H102ZM124 151V152H125ZM129 151V150H128ZM127 151V152H128ZM153 151H154V153H153ZM164 151V152H163ZM194 151V152H193ZM198 151V152H197ZM209 151V152H208ZM216 151L218 152V154L216 153ZM221 151H222V153H221ZM229 151V152H228ZM241 151H244L243 153H245L244 154V157H243V153H241ZM41 152V153H42ZM80 154H79V153ZM84 152V153H83ZM110 152H111V154H110ZM131 152V151H130ZM129 152V153H130ZM147 152V153H146ZM163 154H162V153ZM168 152H170V153H168ZM186 153V152H189V153H187V154H183V153ZM197 152V153H196ZM210 152H212V154L210 153ZM216 153V155H215V153ZM235 152V153H234ZM258 153V154H260V155H258V154H256V153ZM7 153H8V155L10 154V156L9 157H11L12 159H13V161H12V159H9L8 160V155H7ZM42 153V154H43ZM88 154V156H89V158H88V156H87V154ZM90 153H91V158H90ZM102 153H104V155L102 154ZM142 153V154H141ZM158 153L160 154V155H158ZM165 153H166V155L168 156L169 155V157H165L166 155H165ZM168 153V154H167ZM196 153V154H195ZM202 153V154H201ZM219 153H221L220 155H224L223 157L222 156H220L219 155ZM223 153H225V154H223ZM229 153H231V154H229ZM262 153V154H261ZM92 154H93V156H92ZM97 154V155H96ZM110 154V155H109ZM116 154V155H115ZM138 154H139V152H138ZM155 154V155H154ZM190 154V155H189ZM199 154H201V155H199ZM207 154V155H206ZM210 154V155H209ZM226 154H228V155H226ZM242 156H241V155ZM1 155V154H0ZM7 155V156H6ZM99 155H102V157L101 156H99ZM109 155V156H108ZM112 155H114V156H112ZM158 155V156H157ZM162 155H164V156H162ZM183 157H182V156ZM187 157H186V156ZM215 155V156H214ZM219 155V156H218ZM226 155V156H225ZM242 157H240V156ZM245 155H247V156H245ZM252 157H250V156ZM22 156V155H21ZM84 156V157H83ZM95 156V157H94ZM105 158H104V157ZM107 156V157H106ZM155 156V157H154ZM196 156V157H195ZM198 156H199V158H198ZM201 156V157H200ZM211 156H213L212 158H211ZM227 156H232L231 157V159L233 158V160H231L232 161V163H231V161L229 160L230 158H228ZM261 156H262V158H261ZM162 158V160L164 161V160H166V158H168L166 161H164V162H166L167 164L166 165H169V164H171V165H169L168 167H166V166H161L160 165V163L162 162V164H164V162L162 161V160H160L161 158ZM175 157V158H174ZM176 157H178V158H176ZM180 157V158H179ZM186 157V158H185ZM188 157H191V158H188ZM193 157V158H192ZM203 157V158H202ZM205 157V158H204ZM217 157L219 158L218 160L219 161H217ZM240 159H239V158ZM246 157H250V161H249V159L248 158H246ZM254 157H256L255 159H256V161H254L253 160V158ZM66 158V159H67ZM87 158V159H86ZM140 160V158H141V160L139 161L138 159ZM143 158V159H142ZM182 158V159H181ZM183 158L185 159V160H183ZM195 158V159H194ZM207 158V159H206ZM224 159L225 160V162L223 161V163H221L222 161L220 160V159ZM225 158H228V159H225ZM15 159V160H14ZM17 159V160H16ZM79 159V160H78ZM159 159V160H158ZM176 159V160H175ZM179 160V162H177L178 160ZM189 161H188V160ZM195 161H194V160ZM196 159L198 160L197 162H196ZM201 159V160H200ZM208 159H209V161H208ZM214 159V160H213ZM252 159V160H251ZM7 160H8V162L10 161V163H8L7 162ZM71 160V161H72ZM98 160H96L95 162H97ZM133 160V161H132ZM144 160V161H143ZM176 161V162H174V161ZM181 160V161H180ZM212 162H211V161ZM227 160H228V164H227ZM241 160L243 161V160H245V162L243 161V162H241ZM12 161V162H11ZM79 161V162H78ZM86 161L87 162H89V163H86ZM143 161V162H142ZM168 161H171V163H169ZM214 161V162H213ZM221 161V162H220ZM253 161V162H252ZM6 162V163H5ZM81 162V163H80ZM85 162V163H84ZM104 162H106V160L104 161ZM133 162V163H132ZM155 162V163H154ZM157 162H160V163H157ZM173 162V163H172ZM202 162V163H201ZM216 162V163H215ZM218 162H220V163H218ZM242 164H241V163ZM246 162H248V163H246ZM3 163H5L4 165H3ZM14 163V164H13ZM59 165H58V164ZM80 163V164H79ZM83 163V164H82ZM140 163H142V164H140ZM144 163V164H143ZM175 163V164H174ZM245 163V164H244ZM250 163H253L252 165L250 164ZM85 164V165H84ZM86 164H88V165H86ZM128 164V165H130V166H126V165ZM136 164V165H135ZM154 164V165H153ZM182 164V165H181ZM185 164V165H184ZM188 164V165H187ZM196 164V165H195ZM200 164V165H199ZM218 164V165H217ZM222 164V165H221ZM255 164V165H254ZM3 165V166H2ZM64 165H65V168H64ZM69 165V166H68ZM71 165H72V167H71ZM81 165H83V166H81ZM124 165V166H123ZM131 165H132V167H131ZM134 165V166H133ZM145 165V166H144ZM158 165H159V167H158ZM165 165V164H164ZM192 165V166H191ZM194 165V166H193ZM220 165V166H219ZM246 165V166H245ZM263 166V168L262 169H260V167H262ZM58 166V167H57ZM60 166V167H59ZM123 166V167H122ZM136 166V167H135ZM141 166L143 167V168H141ZM157 167V169H156V167ZM178 166V167H177ZM198 166V167H197ZM221 166H223L222 168H221ZM226 166V167H225ZM3 167V168H2ZM51 167V168H50ZM55 169H54V168ZM122 167V169H120ZM127 167V168H126ZM146 167V168H145ZM148 167V168H147ZM154 167V168H153ZM161 167V168H160ZM165 167V168H164ZM177 167V168H176ZM181 167H184V168H181ZM190 167H194V168H190ZM215 167H216V169H217V171H216V169H215ZM220 167V168H219ZM242 167V168H241ZM250 167V168H249ZM50 168V169H49ZM84 168H86V169H84ZM124 168V169H123ZM130 168V169H129ZM149 168H151V169H149ZM164 168V169H163ZM175 168H176V170H175ZM219 168V169H218ZM224 168V169H223ZM249 168V169H248ZM43 169V170H44ZM59 169V170H58ZM66 169V170H65ZM81 169V170H82ZM120 169V170H119ZM127 169V170H126ZM134 169V170H133ZM137 169V170H136ZM140 169H144L143 170V172H139V170ZM148 171V173H147V171ZM162 169V170H161ZM166 169V170H165ZM188 169V170H187ZM191 169V170H190ZM245 169V170H244ZM252 169V170H251ZM0 170V171H1ZM49 170V171H48ZM65 170V171H64ZM116 170V171H115ZM122 170H125V171H122ZM157 170H161L160 172L159 171H157ZM163 170H165V171H163ZM180 170V171H179ZM250 170V171H249ZM47 171V173H45ZM50 171H53V172H50ZM115 171V173L114 174H112L113 172ZM136 171H138V172H136ZM140 171H142V170H140ZM156 171V172H155ZM169 171V172H168ZM183 171V172H182ZM226 171V172H225ZM246 171V172H245ZM60 172V173H59ZM125 172V173H124ZM128 172V173H127ZM133 172L135 173V174H133ZM151 174H150V173ZM164 172V173H163ZM181 174H180V173ZM213 172H215V173H213ZM222 172V173H221ZM247 172H248V174H247ZM254 172V173H253ZM49 173H51V174H49ZM111 173V174H110ZM127 173V174H126ZM129 173H130V175H129ZM131 173H132V175H134V178H133V176L131 175ZM138 173H140V174H138ZM237 173H238V175H237ZM243 173V174H242ZM46 174V175H45ZM54 174V175H53ZM61 174V175H60ZM143 174V175H142ZM146 174V175H145ZM148 174V175H147ZM149 174H150V176H149ZM43 177H42V176ZM60 175V176H59ZM64 175V174H63ZM109 175V176H108ZM111 175H112V177H111ZM136 175V176H135ZM191 175V176H190ZM216 175V176H215ZM218 175H220V176H218ZM50 176V177H49ZM57 176V177H56ZM125 176V177H124ZM131 176H132V178H131ZM144 176V177H143ZM39 178V180L37 179V181L38 182H36V179L35 178ZM42 177V178H41ZM44 177H46V178H44ZM50 178V181L48 180L49 178ZM52 177H54V178H52ZM59 177V178H58ZM126 177L128 178V179H126ZM183 177V178H182ZM190 177V178H189ZM193 177V178H192ZM220 177V178H219ZM226 177V178H225ZM141 178V179H140ZM153 178V179H152ZM188 178L190 179V181H191V183H190V185L192 186L191 188H189V186L190 185H188L189 184V180H188ZM191 178L193 179V180H191ZM43 179V180H42ZM52 179H54V180H52ZM110 179V180H109ZM134 179V180H133ZM137 179V180H136ZM184 179V180H183ZM196 181H195V180ZM213 179V180H212ZM33 180H35V182H36V184L34 183V181ZM45 180V181H44ZM94 180H98V181H100V182H98L97 181V183H96V181L94 182ZM102 180V181H101ZM107 180V181H106ZM113 180H115V181H113ZM127 180V182H125ZM142 180V181H141ZM153 180V181H152ZM155 180V181H154ZM199 180H201V181H199ZM42 183H45L46 181V183H47V185H46V183L42 186V184L40 183V182ZM49 181V182H48ZM104 181H105V183H104ZM109 181V182H108ZM129 181V182H128ZM134 183V184H136V185H132V183ZM139 181V182H138ZM184 181H186L187 183H185ZM203 181V182H202ZM222 181V182H221ZM52 182H51V184H52ZM89 182H90V185H89ZM108 182V183H107ZM137 182V183H136ZM142 182V183H141ZM153 182V183H152ZM194 182V183H193ZM214 182V183H213ZM218 182V183H217ZM236 182V183H235ZM86 183V184H85ZM88 183V184H87ZM114 183V184H113ZM172 183H173V185H172ZM198 183V184H197ZM210 183V184H209ZM212 183V184H211ZM222 183V184H221ZM227 183H228V185H227ZM60 184V183H59ZM87 186V188L85 187V185ZM177 184V185H176ZM194 184L195 185H197V186H199V188H197V186H195L194 187ZM217 184V185H216ZM221 186H220V185ZM229 184L231 185L230 186V189H231V191H230V189H228L229 191L227 192V188H225V187H223V186H229ZM26 185H28V186H26ZM43 187V189H41L42 187ZM50 185V186H49ZM78 185V186H77ZM82 185L85 187V189L83 190V188L84 187H82ZM95 185V186H94ZM106 185V186H105ZM112 185V186H111ZM155 185V186H154ZM169 185V186H168ZM172 185V186H171ZM185 185V186H184ZM232 185H234V186H232ZM241 185H242V187H241ZM257 185V186H256ZM259 185H261V186H259ZM14 186V185H13ZM40 186V187H39ZM45 186H47V187H49L48 189H46V187ZM76 187V189H75V187ZM90 186V187H89ZM101 186V187H100ZM103 186V187H102ZM116 186V187H115ZM130 186V187H129ZM177 186H179L178 188H177ZM205 188H204V187ZM223 187L222 189L224 190V189H226V191L224 190L223 192L221 191L222 189L220 188V187ZM239 186V187H238ZM31 187H32V189H31ZM45 187V188H44ZM71 187V189L73 190V191H75V192H73L71 189H69ZM77 187H78V190H77ZM80 187V188H79ZM94 187V189H92ZM105 187H111L110 189L108 188H105ZM123 187V188H122ZM134 189H133V188ZM136 187V188H135ZM138 187V188H137ZM169 187V188H168ZM174 187V188H173ZM176 187V188H175ZM188 187V188H187ZM209 187V188H208ZM235 187V188H234ZM237 187V188H236ZM250 187V188H249ZM253 187V188H252ZM23 188V189H22ZM28 188V189H27ZM34 188V189H33ZM37 188H39V189H37ZM66 190H65V189ZM92 190L91 192H90V190ZM122 188V189H121ZM126 188H128V189H126ZM153 188V189H152ZM196 189V190H198L197 191V193L194 191V189ZM239 188H240V190H239ZM262 188V189H261ZM25 189H26V191H25ZM31 191H30V190ZM51 189V190H50ZM54 189V190H53ZM88 189V190H87ZM101 189V190H100ZM103 189V190H102ZM130 189V190H129ZM137 189H141V190H137ZM142 189H144V190H142ZM163 191H162V190ZM168 191H167V190ZM184 189L186 190V191H184ZM191 189H193V191L191 190ZM201 189L203 190V191H201ZM237 189V190H236ZM253 189V190H252ZM258 189V190H257ZM14 190H17V191H14ZM20 190H22V192L20 191ZM24 190V191H23ZM32 190H34V191H32ZM40 190L42 191V192H40ZM47 191V193L45 192V191ZM76 190H77V192H76ZM87 190V191H86ZM99 190V191H98ZM121 190V191H120ZM124 190V191H123ZM127 190H129V191H131L132 193H129V192H127ZM135 190H137V192L135 191ZM146 190V191H145ZM160 190V191H159ZM180 190V191H179ZM182 190V191H181ZM189 190V191H188ZM211 190V191H210ZM250 190V191H249ZM257 191V193H256V191ZM70 191H72V192H70ZM86 191V192H85ZM95 191V192H94ZM107 191V192H106ZM109 191H111V192H109ZM136 193H135V192ZM139 191V192H138ZM148 191V192H147ZM152 191V192H151ZM154 191V192H153ZM161 191H162V193H161ZM167 191V192H166ZM188 191V192H187ZM235 193H234V192ZM260 191V192H259ZM21 192V193H20ZM28 192H30L29 194H27ZM34 192V193H33ZM35 192L37 193V194H35ZM52 192H54V193H52ZM60 192V193H59ZM64 192V193H63ZM84 192V193H83ZM89 192H90V194H91V196H93L92 194L94 193V195H96V196H93V197H91L90 196V194H89ZM105 192V193H104ZM109 192V193H108ZM123 192H124V195H121V193L123 194ZM134 192V193H133ZM142 194H141V193ZM164 192V193H163ZM185 192H186V194H185ZM191 192H193V193H191ZM208 192H210V193H208ZM229 195V193H230V195L229 196H231V198L230 197H228L227 196V194ZM250 192L253 194V195H251L250 194ZM17 193V194H16ZM23 193V194H22ZM31 193H32V196H31ZM75 193V194H74ZM77 193H79V194H77ZM82 193L85 195L86 193H88V194H86V195H88V197H85L84 196V198H83V195H82ZM96 193V194H95ZM99 193V194H98ZM100 193L102 194V195H100ZM127 193H129L128 194V196L126 195ZM154 193H157V194H154ZM159 193V194H158ZM165 193H167V194H165ZM173 193V194H172ZM182 193V194H181ZM191 193V194H190ZM195 193V194H194ZM201 193V194H200ZM222 193V194H221ZM232 193V194H231ZM244 193V194H243ZM35 194V195H34ZM47 194V195H46ZM77 194V195H76ZM98 194V195H97ZM133 194V195H132ZM136 194V195H135ZM154 194V195H153ZM165 194V195H164ZM180 194V195H179ZM213 194V195H212ZM218 194V195H217ZM234 194H235V196H234ZM239 194V195H238ZM260 194V195H261ZM19 195V196H18ZM52 195V196H51ZM118 195V196H117ZM129 195H130V197H129ZM137 197L138 196V198H136L135 196ZM140 195V196H139ZM141 195H145V196H141ZM153 195V196H152ZM160 195V196H159ZM181 195H183V196H181ZM189 195V196H188ZM192 197H191V196ZM194 195H196L195 196V198H194ZM201 195V196H200ZM205 195V196H204ZM215 195V196H214ZM241 195V196H240ZM246 195V196H245ZM10 196V197H9ZM16 196H18V197H16ZM20 196H22V198L24 199H22ZM27 196V197H26ZM30 198H29V197ZM47 196V197H46ZM56 198H55V197ZM59 196V197H58ZM98 196V197H97ZM102 196H103V198H102ZM120 196V197H119ZM123 196H125V198L123 197ZM128 198H127V197ZM132 196H134V197H132ZM147 196H149V197H147ZM158 196H159V198H158ZM163 196V197H162ZM181 196V197H180ZM219 196V197H218ZM221 196V197H220ZM223 196V197H222ZM224 196H226V197H224ZM238 196V197H237ZM243 196H245L246 197V199L248 198V202L250 203V204H252V206L248 203V205L246 204V206H244V205H238V204H236V205H234V203L236 202V198H238V199H244L245 200V197L243 198ZM263 197H264V195H262ZM64 197V198H63ZM91 197V198H90ZM96 197V198H95ZM123 197V198H122ZM147 197V198H146ZM151 197H153V198H151ZM181 199H180V198ZM190 197V198H189ZM215 199H214V198ZM228 197V198H227ZM249 197L251 198V200L249 199ZM14 198V199H13ZM19 198V199H18ZM53 198V199H52ZM55 198V199H54ZM86 198H88V200L86 199ZM117 198V199H116ZM132 198V199H131ZM154 198H156V199H154ZM192 198V199H191ZM208 198V199H207ZM209 198H211L212 199V201H213V203H212V201H211V199H209ZM222 198V199H221ZM226 198V199H225ZM231 200H230V199ZM232 198H235V199H232ZM253 198H254V196H253ZM77 199V200H76ZM80 199V200H79ZM100 199V200H99ZM110 199H113V200H110ZM125 199V200H124ZM128 199H130V200H128ZM137 199V200H136ZM151 199V200H150ZM217 199V200H216ZM220 199V200H219ZM229 199V200H228ZM237 199V200H238ZM8 200V201H7ZM10 200V201H9ZM20 200V201H19ZM93 200H95V202L93 201ZM104 200V202H102V201ZM149 200H150V203H149ZM226 200V201H225ZM15 201V202H14ZM29 201V202H28ZM39 201V202H38ZM44 201V202H43ZM72 201V202H71ZM73 201H74V203H73ZM92 201V202H91ZM126 201H128V202H126ZM130 201V202H129ZM191 201V202H190ZM196 203H195V202ZM6 204H4V203ZM11 203V204H9V203ZM12 202H14L13 204H12ZM24 202V203H23ZM86 204H85V203ZM88 202L89 203H91V205L90 204H88ZM106 202V203H105ZM123 204H122V203ZM127 203V204H125V203ZM141 202V204H139ZM194 202V203H193ZM23 203V204H22ZM42 203H43V205H42ZM71 204V205H68V204ZM84 203V204H83ZM92 203H93V205H92ZM100 203V204H99ZM130 203V204H129ZM151 203H152V205H151ZM182 204V205H180V204ZM189 203V204H188ZM257 203H258V205L259 206H261V208L262 209H260V207L259 206H257ZM7 204H9V205H7ZM17 206H16V205ZM19 204V205H18ZM22 204V205H21ZM96 204V205H95ZM126 206H125V205ZM143 204V205H142ZM145 204L147 205L146 207L147 208H150L151 210L150 211H146V213L148 214V213H150V214H148V216H147V214L145 213V212H142V213H140V214H142V215H137V216H134V217H124V216H121L120 215V213H122V212H120V209L122 210L123 208H128V210H126V209H123V212H124V210H126V211H129V210H134L135 208V211L137 210L138 212H139V210L141 211L142 209H140V208H145ZM213 204V205H212ZM226 204H228V205H226ZM12 205V206H11ZM27 205V206H26ZM36 205V206H35ZM39 205V206H38ZM41 205V206H40ZM89 205L91 206V207H89ZM105 207L106 205H108V206H106L105 208L103 207V206ZM118 205V206H117ZM120 205V206H119ZM140 205V206H139ZM211 207H210V206ZM231 205H234V206H231ZM9 206V207H8ZM16 206V207H15ZM43 206V207H42ZM68 206V207H67ZM80 206V207H79ZM84 206V207H83ZM93 206V207H92ZM97 206H98V209L96 210V209H93L94 207H96L97 208ZM112 206V207H111ZM113 206H115V207H113ZM196 208V209H198V210H196V209H192V211H190V213H189V210H191L190 208H194V207ZM205 208H204V207ZM213 206V207H212ZM27 207V208H26ZM40 207V208H39ZM47 207H48V209H47ZM49 207H52V208H50V210H49ZM69 207H71V208H69ZM88 207V208H87ZM122 207V208H121ZM162 207V208H161ZM164 207H166V208H164ZM177 207V208H176ZM202 207V208H201ZM235 207V208H234ZM240 207V208H239ZM250 207H251V209H250ZM254 207V208H253ZM36 208V209H35ZM73 208V209H72ZM91 208V209H90ZM138 208H139V210H138ZM175 209L176 208V210H173V209ZM182 208V209H181ZM184 208V209H183ZM209 208V210H207ZM232 208V209H231ZM238 208V209H237ZM46 209H47V212H46ZM87 210V212H86V210ZM107 209V210H106ZM109 209H111V210H109ZM201 209H202V211H201ZM204 209V210H203ZM212 209V210H211ZM226 209V210H225ZM240 209V210H239ZM252 209H254V211L252 210ZM74 211V213H73V211ZM83 210H85V211H83ZM102 210V211H101ZM163 210V211H162ZM200 210V211H199ZM235 210V211H234ZM236 210H238V211H236ZM244 210V211H243ZM250 210H252V211H250ZM256 210V211H255ZM260 210H262V211H260ZM26 211V212H25ZM38 213H37V212ZM82 211V212H81ZM112 211V212H111ZM118 212V214L119 215H117V213L116 212ZM184 211V213H182ZM195 211H196V213L197 214H192V213H195ZM209 211V212H208ZM225 211V212H224ZM28 212H30V213H33V214H29ZM37 213V214H35V213ZM46 212V213H45ZM115 212V213H114ZM164 212V213H163ZM203 212V213H202ZM237 212H239V213H237ZM242 212H244L245 213V216H244V214L242 213ZM251 212H252V214H251ZM260 212V213H259ZM48 213H49V215H48ZM52 213V214H51ZM94 213V214H93ZM104 213V214H103ZM115 214V215H113V214ZM145 213V215L148 217H146L145 215H143ZM172 213H174V214H172ZM239 214V215H237V214ZM241 213H242V215H241ZM259 213V214H258ZM27 214H29L30 216H31V218L29 217V215H27ZM36 215V217H35V215ZM40 214V215H39ZM51 214V215H50ZM72 216H71V215ZM158 214H160V215H158ZM163 214V215H162ZM177 214H178V216H177ZM181 214H182V216H181ZM188 214V215H187ZM202 214H203V216H202ZM257 214V215H256ZM27 215V216H26ZM39 215V216H38ZM44 215V216H43ZM54 217H53V216ZM61 215V216H60ZM68 215V216H67ZM74 215V216H73ZM93 215V216H92ZM94 215H95V217H94ZM98 215V216H97ZM102 217H101V216ZM106 215H108V216H106ZM117 215V216H116ZM153 215V216H152ZM165 215V216H164ZM172 215V216H171ZM192 215V216H191ZM198 215V216H197ZM228 215V216H227ZM232 215V216H231ZM260 215V216H259ZM50 216V217H49ZM89 218H87V217ZM91 216H92V218H91ZM112 216H115V217H113L112 218ZM143 216V217H142ZM145 216V217H144ZM163 216V217H162ZM187 216V217H186ZM193 216H196V217H193ZM239 216V217H238ZM243 216V217H242ZM254 216V217H253ZM7 217V218H6ZM20 217V218H19ZM26 217H29V221L27 220V218ZM36 219H35V218ZM41 217V218H40ZM58 217V218H57ZM68 217H71V219L70 218H68ZM82 217V218H81ZM98 217L99 218H101V219H98ZM137 217V218H136ZM173 217V218H172ZM180 217V218H179ZM186 217V218H185ZM198 217V218H197ZM258 217H262V218H258ZM4 218V220H2ZM18 218V219H17ZM26 218V219H25ZM32 218H34L36 221H34V219L32 220ZM44 218H46V219H44ZM52 220H51V219ZM55 220H54V219ZM68 218V219H67ZM86 218V219H85ZM91 218V219H90ZM105 218V219H104ZM133 218V221L131 220ZM135 218H136V220H135ZM144 219V221L142 222V220ZM172 218V219H171ZM193 218V219H192ZM196 218V219H195ZM207 218V219H206ZM246 218V219H245ZM255 218V219H254ZM5 219H7V220H5ZM21 219V220H20ZM58 219V220H57ZM62 219V220H61ZM73 219V220H72ZM81 219H83V220H81ZM88 219V220H87ZM94 219V220H93ZM104 219V220H103ZM107 219V220H106ZM111 219H113V220H111ZM116 219V220H115ZM128 219H129V222H128ZM141 219V220H140ZM148 219V220H147ZM152 219V220H151ZM191 219V220H190ZM195 219V220H194ZM237 219V220H236ZM240 219V220H239ZM253 219V220H252ZM263 219V220H262ZM2 220V221H1ZM18 220V221H17ZM19 220H20V222H19ZM25 220V221H24ZM32 220V221H31ZM43 220V221H42ZM56 220H57V222H56ZM71 220V221H70ZM81 220V221H80ZM91 220H93V221H91ZM100 220H101V222H100ZM115 220V221H114ZM126 220V221H125ZM137 220H138V222H137ZM146 220H147V222H146ZM159 220V221H158ZM161 220V221H160ZM169 220V221H168ZM181 220V221H180ZM184 220V221H183ZM196 220H198V222L196 221ZM14 223H13V222ZM17 221V222H16ZM28 221V222H27ZM62 221V222H61ZM77 223H76V222ZM83 221H84V223H83ZM96 221V222H95ZM132 221V222H131ZM141 221V222H140ZM151 221H154V222H156V223H154V222H151ZM164 221V222H163ZM165 221H168V223L166 222L165 223ZM194 221H195V223H194ZM204 221V222H203ZM206 221V222H205ZM210 221H212V222H210ZM254 221H258L257 223L258 224H256ZM10 222V223H9ZM27 222V223H26ZM39 222H41V223H39ZM55 222V223H54ZM65 222V223H64ZM70 222V223H69ZM89 222V223H88ZM136 222V223H135ZM151 222V223H150ZM176 222V223H175ZM203 222V223H202ZM240 222V223H239ZM31 225H30V224ZM39 223V224H38ZM45 223V224H44ZM91 223H93V224H91ZM100 223V224H99ZM104 223V224H103ZM117 223V224H116ZM121 223H123V224H120ZM126 223V224H125ZM132 223V224H131ZM143 223V224H142ZM148 223V224H147ZM158 223V224H157ZM161 225H160V224ZM163 223H165L163 226H162V224ZM180 223V224H179ZM186 223V224H185ZM208 223V224H207ZM213 223V224H212ZM252 223H254V224H252ZM13 224H16L15 226H17V224H18V228L15 230L14 229V225ZM19 224H20V226H19ZM32 224H34V225H32ZM49 224V225H48ZM72 224V225H71ZM90 224V225H89ZM98 224V225H97ZM143 226H142V225ZM169 224V225H168ZM182 224V225H181ZM183 224H185V226L183 225ZM188 224V225H187ZM202 224V225H201ZM205 224V225H204ZM218 224V225H217ZM236 224H237V226L238 227H236ZM252 224V225H251ZM103 225V226H102ZM124 225V226H123ZM132 227H131V226ZM154 225V227H152ZM158 225H160V227H157ZM167 225V226H166ZM172 225V226H171ZM181 225V226H180ZM190 225V226H189ZM199 225V226H198ZM211 227H210V226ZM215 225V226H214ZM221 225H223V226H221ZM241 225V226H240ZM243 225V226H242ZM259 225V226H258ZM6 226V227H5ZM13 226V227H12ZM25 226H28V227H25ZM30 226V227H29ZM32 226V227H31ZM52 226V227H51ZM65 226H66V228H65ZM88 226V227H87ZM110 226V227H109ZM118 226V227H117ZM127 226V227H126ZM128 226H130V227H128ZM133 226H135V227H133ZM142 226V227H141ZM150 226V227H149ZM174 226V227H173ZM203 227V228H205V230L203 229V231L201 232L200 230H202V228L201 227ZM218 226V227H217ZM234 226V227H233ZM20 227H22V228H20ZM25 227V228H24ZM51 227V228H50ZM63 227V228H62ZM69 227V228H68ZM102 227V228H101ZM113 227V228H112ZM119 229H117V228ZM143 227H145V228H143ZM151 227H152V229H151ZM163 227H166L165 229L163 228ZM182 227V228H181ZM184 227V228H183ZM187 227V229H185ZM191 227V228H190ZM245 227V228H244ZM4 228L6 229V228H8V229H6V230H4ZM13 228V229H12ZM28 228V229H27ZM31 228V229H30ZM59 228H60V230H59ZM92 228H93V230H92ZM97 228V229H96ZM111 230H110V229ZM116 228V229H115ZM132 228V229H131ZM155 228V230H153ZM159 228V229H158ZM180 228V229H179ZM188 228H189V230H188ZM217 228V229H216ZM219 228V229H218ZM221 228V229H220ZM13 231H12V230ZM22 229V230H21ZM29 229L31 230V231H29ZM37 229V230H36ZM64 229V230H63ZM68 229V230H67ZM81 229V230H80ZM86 229H88V230H86ZM122 229V230H121ZM124 229V230H123ZM129 229V230H128ZM144 231H143V230ZM158 229V230H157ZM164 229V230H163ZM166 229H168V230H166ZM173 229V230H172ZM185 229V230H184ZM198 229V230H197ZM225 229H226V231H225ZM10 230V231H9ZM53 230V231H52ZM56 230V231H55ZM79 230H80V232H79ZM91 230V231H90ZM97 230V231H96ZM105 230V231H104ZM108 230V231H107ZM121 230V231H120ZM139 230V231H138ZM150 230V231H149ZM159 230H161V231H159ZM179 230H181V231H179ZM188 230V231H187ZM191 230V231H190ZM197 230V231H196ZM240 230V231H239ZM259 230V231H258ZM14 232V233H12V232ZM18 231V232H17ZM21 231V232H20ZM37 231V233H39L40 234V231L38 232ZM48 231V232H47ZM77 231V232H76ZM86 231V232H85ZM89 231V232H88ZM120 231V232H119ZM126 231H128L127 233H126ZM131 231H133V232H131ZM134 231H135V233H134ZM138 231V232H137ZM142 231V232H141ZM148 231V232H147ZM162 231H164V232H162ZM179 231V232H178ZM186 233H185V232ZM191 233H190V232ZM206 231H207V233H206ZM218 231V232H217ZM223 231H225V232H223ZM237 231V232H236ZM11 232V233H10ZM33 232V231H32ZM123 232H125L126 234H124ZM183 232V233H182ZM188 232V233H187ZM195 232H196V235H195ZM197 232H200V233H198L197 234ZM215 232V233H214ZM221 232V233H220ZM257 232V233H256ZM2 233V232H1ZM18 233V234H17ZM33 233H35V232H33ZM36 233V234H37ZM57 233V232H56ZM75 233H73V234H75ZM131 233V234H130ZM134 233V234H133ZM155 233V234H154ZM209 233H212V234H214L215 235V237L214 236H212V234H210L209 235ZM225 233V234H224ZM260 233V234H259ZM3 234H5V233H3ZM3 234H0V236L1 235H3ZM13 234V235H12ZM49 234V233H48ZM62 234V233H61ZM123 234V235H122ZM137 234V235H136ZM149 234H150V236H149ZM161 236H160V235ZM188 234V235H187ZM190 234H192L191 236H190ZM14 235H16V237L14 236ZM141 235V236H140ZM143 235V236H142ZM146 235H148V236H146ZM152 235H154V236H152ZM155 235H156V237H155ZM167 235H168V237H172V239L171 238H169L170 240H172V241H174L173 239L175 238V239H177L176 241L178 242V239H179V243H180V241L181 240H185V241H187L186 239H190V238H192V239H190V241H187V243L185 242V241H183V242H185V244L184 245H181V244H179V243H177L176 241H174L175 242V244L174 243H172V245H171V243L169 242V239H167L168 237H167ZM195 235V236H194ZM200 235H202V236H200ZM4 237H6L5 235H3ZM3 236L1 237V238H3ZM9 236V237H10ZM23 236V235H22ZM21 236V237H22ZM144 236H146V237H144ZM165 236V237H164ZM179 236V237H178ZM183 236V237H182ZM185 236V237H184ZM190 236V237H189ZM199 236V237H198ZM207 236V238H210V239H212L213 238V240L212 241H208L207 240V238H205ZM226 236V237H225ZM187 237V238H186ZM195 237H196V240H195ZM201 237V238H200ZM22 238H24V237H22ZM74 238H75V240H74ZM147 238H149V240L151 239L152 241H154V239H155V243H153L152 241V245L150 244V241L149 240H147ZM153 238V239H152ZM161 238V239H160ZM165 240H164V239ZM182 238V239H181ZM185 238V239H184ZM194 238V239H193ZM206 239V240H204V241H202L203 243H204V246L202 245L203 243L201 242V240H200V243H199V239ZM77 239V240H76ZM78 239H80V240H78ZM162 239L164 240V243H163V241H162ZM166 239L168 240V242L166 241ZM157 240H159V241H161V243L159 242V241H157ZM193 240V241H192ZM22 241H24V242H22ZM75 241V242H74ZM79 241V242H78ZM149 241V242H148ZM166 241V242H165ZM192 241V242H191ZM190 242V243H189ZM209 243L208 245L206 244V243ZM213 242V243H212ZM17 243V242H16ZM17 243V244H18ZM77 246H75L74 244ZM78 243V244H77ZM80 243V244H79ZM158 243V244H157ZM198 243V244H197ZM218 243V244H217ZM222 243V244H221ZM229 243V244H228ZM235 244V245H233V244ZM84 244H85V246H84ZM89 244H91V245H89ZM97 244H99L98 246H100L99 247V249H98V247H97ZM154 244H156L155 246H154ZM162 244V245H161ZM164 244H166V246H164L165 248H163V247H161V246H163ZM174 244V245H173ZM178 244V245H177ZM189 244V245H188ZM193 244V245H192ZM197 244V245H196ZM94 245V246H93ZM104 246V249H111V251H112V253H111V251L109 250V251H105V250H103V247L102 246ZM106 245H107V248H106ZM132 245V246H131ZM150 245V247H148ZM158 245H161L160 247H158ZM167 245H169V246H167ZM196 245V246H195ZM220 245H221V247H220ZM239 245V246H238ZM245 247H247V246H249V247H247V248H245ZM28 246V245H27ZM67 246H69V248L67 247ZM74 246V247H73ZM80 246V247H79ZM96 246V248H97V250H96V248H94ZM152 246V247H151ZM172 246H173V248H172ZM177 246H181L180 247V250H179V248L176 247ZM182 246H183V248H182ZM185 246V247H184ZM193 246H194V249H193ZM208 246H210V247H208ZM214 246V247H213ZM22 247V246H21ZM101 247H102V249H101ZM129 247V248H128ZM132 247H133V249H132ZM148 247V248H147ZM189 247V248H188ZM219 247V248H218ZM49 248V249H48ZM57 248V249H56ZM61 248H66L65 250H63V249H61ZM71 248V249H70ZM73 248V249H72ZM84 248V249H83ZM94 248V249H93ZM117 248V249H116ZM137 250H136V249ZM141 250H140V249ZM167 248H169V250L167 249ZM236 248V249H235ZM47 249H48V252H49V250H50V252L48 253L47 252ZM101 249V251H99ZM127 249H130V250H128L129 251V253H128V251H127ZM134 249H135V251H134ZM150 249V250H149ZM153 249V250H152ZM163 249V250H162ZM165 249V250H164ZM187 249V250H186ZM218 249V250H217ZM239 249H242V250H239ZM244 249H246V250H244ZM254 249H255V252H254ZM256 249H258L259 251H256ZM56 252H55V251ZM67 250V251H66ZM71 250H73V251H71ZM79 250H81V251H79ZM93 250V251H92ZM117 250V251H116ZM139 250V251H138ZM142 250H143V252H145V253H141L142 252ZM146 250H148V251H150V252H148V253H146L147 251ZM154 250H156V252L154 251ZM166 250H168V251H166ZM179 250V251H178ZM183 250V251H182ZM251 250H253V252L251 251ZM44 251V252H43ZM60 252L61 253V251H62V254H63V252H64V254L62 255V254H60V253H58V252ZM74 251H75V253H74ZM115 251L117 252V253H115ZM154 251V252H153ZM171 251V252H170ZM174 251V252H173ZM244 251V252H243ZM248 251H250L251 253H253V254H251V253H249ZM40 252V254H38ZM46 252V253H45ZM54 252V253H53ZM66 252V253H65ZM69 252V253H68ZM96 252V253H95ZM99 252H102V253H99ZM104 252H105V256H103L104 255ZM106 252H108V253H106ZM134 252V253H133ZM239 252V253H238ZM36 253V254H35ZM45 253V254H44ZM57 253L58 254H60V255H57ZM114 253V254H113ZM120 253V254H119ZM136 253V254H135ZM202 253H203V255H202ZM225 253V254H224ZM229 253V254H228ZM244 255H243V254ZM246 253H249L248 254V256H250V255H252L253 257H248L247 256V254ZM257 253V255H255ZM35 256H34V255ZM42 254V255H41ZM55 254H56V257H55ZM66 254V255H65ZM71 254V255H70ZM95 254V255H94ZM107 254H108V256H107ZM149 254V255H148ZM152 254H154V255H152ZM224 254V255H223ZM233 254V255H232ZM234 254H238L237 255V257H235V255ZM242 254V255H241ZM13 255V256H12ZM30 255H33V256H31V257H29ZM37 255H39L38 257H37ZM110 255H113V258H111L112 256H110ZM145 255V256H144ZM201 255H202V257H201ZM223 255V256H222ZM242 256V257H240V256ZM254 255L256 256L255 258H254ZM259 255H261V256H259ZM7 256V257H6ZM9 256H10V258H9ZM17 256H18V258H17ZM23 256H26V257H23ZM61 256H63V258H61ZM66 256V257H65ZM99 256V257H98ZM103 256V257H102ZM110 256V257H109ZM115 256H116V258H115ZM126 256H129V257H126ZM133 256V257H132ZM151 256H153L152 258H151ZM156 256V257H155ZM196 256V257H195ZM199 256V257H198ZM234 256V257H233ZM263 256V257H262ZM12 257H14V258H12ZM23 257V259H21ZM29 257V258H28ZM32 257H34V258H32ZM49 257V258H48ZM54 259H52V258ZM59 257V258H58ZM148 257H150V259L148 258ZM221 257H222V260H221ZM228 257V258H227ZM260 257V258H259ZM6 258V259H5ZM25 258V259H24ZM37 258V259H36ZM56 258H58V259H56ZM61 258V259H60ZM68 258V259H67ZM75 258H77V259H75ZM102 258H103V260H102ZM106 258V259H105ZM125 258V259H124ZM141 258H143V259H141ZM146 258V259H145ZM148 258V259H147ZM200 260H199V259ZM224 258V259H223ZM238 258V259H237ZM242 258V259H241ZM248 258V259H247ZM254 258V259H253ZM46 259V260H45ZM49 259H51V260H49ZM63 259V260H62ZM67 259V260H66ZM69 259H71V260H69ZM145 259V260H144ZM195 259H197V260H195ZM226 259V260H225ZM237 259V260H236ZM247 259V260H246ZM18 260V261H17ZM24 260V261H23ZM40 260V261H39ZM43 260H44V263H43ZM57 260H58V263H57ZM62 260L63 261V263H61L60 261ZM112 260V261H111ZM114 260V261H113ZM152 260V261H151ZM239 260V261H238ZM255 260V261H254ZM257 260V261H256ZM259 260V261H258ZM12 261H15V263L14 262H12ZM22 261V262H21ZM46 261V262H45ZM105 261H107V262H105ZM141 261V262H140ZM145 261V262H144ZM39 262V263H38ZM41 262V263H40ZM66 262V263H65ZM112 262H114V263H112ZM128 262H130V263H128ZM151 262V263H150ZM195 262V263H194Z\"/></svg>",
    "mask_w": 264,
    "mask_h": 264
}]
</instances>
